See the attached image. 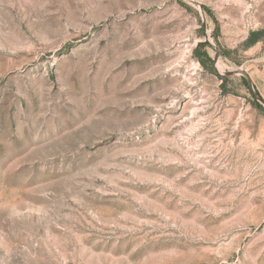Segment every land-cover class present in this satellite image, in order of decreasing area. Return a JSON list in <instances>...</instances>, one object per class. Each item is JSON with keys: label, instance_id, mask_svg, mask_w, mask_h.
Here are the masks:
<instances>
[{"label": "rangeland", "instance_id": "374dc122", "mask_svg": "<svg viewBox=\"0 0 264 264\" xmlns=\"http://www.w3.org/2000/svg\"><path fill=\"white\" fill-rule=\"evenodd\" d=\"M191 1L0 0V264H264V0Z\"/></svg>", "mask_w": 264, "mask_h": 264}, {"label": "trees", "instance_id": "16d2710c", "mask_svg": "<svg viewBox=\"0 0 264 264\" xmlns=\"http://www.w3.org/2000/svg\"><path fill=\"white\" fill-rule=\"evenodd\" d=\"M204 9V8H203ZM261 32H253L249 34L247 40L245 41V46L249 47L251 45H254L260 40ZM208 44L206 42L200 43L194 50V55L198 59V62L201 64L202 67L207 68L211 73L215 74V72L212 69V61L208 54L202 50L203 47H206ZM219 79L222 81V84H226L227 78L225 77H219ZM245 83V81H244ZM259 109H261L259 106H257Z\"/></svg>", "mask_w": 264, "mask_h": 264}, {"label": "water", "instance_id": "95a60500", "mask_svg": "<svg viewBox=\"0 0 264 264\" xmlns=\"http://www.w3.org/2000/svg\"><path fill=\"white\" fill-rule=\"evenodd\" d=\"M191 4L196 5L200 8L199 4H197L194 1L189 0ZM217 61V57H215L213 59V68L214 71H216V66L215 63ZM220 77H229V76H241L244 81L246 82V85L249 89V91L251 92L253 98L255 99V101L258 103V105L264 109V101L257 95V93L255 92L253 85L251 83V81L249 80L248 76L246 75V73L242 70V69H237V70H233V71H227V72H222L221 74H219Z\"/></svg>", "mask_w": 264, "mask_h": 264}]
</instances>
